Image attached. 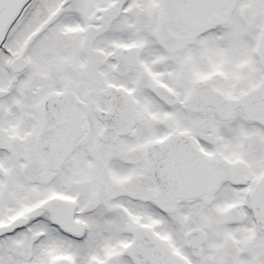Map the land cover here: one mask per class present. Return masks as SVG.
I'll list each match as a JSON object with an SVG mask.
<instances>
[{"label": "snow or ice", "instance_id": "snow-or-ice-1", "mask_svg": "<svg viewBox=\"0 0 264 264\" xmlns=\"http://www.w3.org/2000/svg\"><path fill=\"white\" fill-rule=\"evenodd\" d=\"M0 264H264V0H0Z\"/></svg>", "mask_w": 264, "mask_h": 264}]
</instances>
